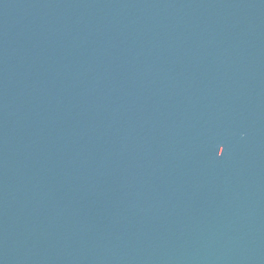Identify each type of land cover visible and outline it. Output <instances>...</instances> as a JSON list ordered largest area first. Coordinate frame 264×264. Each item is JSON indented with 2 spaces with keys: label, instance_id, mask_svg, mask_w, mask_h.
Instances as JSON below:
<instances>
[{
  "label": "water",
  "instance_id": "1",
  "mask_svg": "<svg viewBox=\"0 0 264 264\" xmlns=\"http://www.w3.org/2000/svg\"><path fill=\"white\" fill-rule=\"evenodd\" d=\"M0 264H264V0H0Z\"/></svg>",
  "mask_w": 264,
  "mask_h": 264
},
{
  "label": "snow or ice",
  "instance_id": "2",
  "mask_svg": "<svg viewBox=\"0 0 264 264\" xmlns=\"http://www.w3.org/2000/svg\"><path fill=\"white\" fill-rule=\"evenodd\" d=\"M224 149H220L221 152H223Z\"/></svg>",
  "mask_w": 264,
  "mask_h": 264
}]
</instances>
